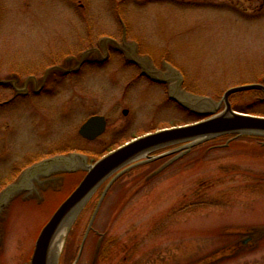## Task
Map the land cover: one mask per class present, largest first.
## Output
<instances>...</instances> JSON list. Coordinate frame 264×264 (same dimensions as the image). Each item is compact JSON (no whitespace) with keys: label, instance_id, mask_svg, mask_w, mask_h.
<instances>
[{"label":"rangeland","instance_id":"1","mask_svg":"<svg viewBox=\"0 0 264 264\" xmlns=\"http://www.w3.org/2000/svg\"><path fill=\"white\" fill-rule=\"evenodd\" d=\"M106 38L136 45L159 70L171 65L186 92L216 103L230 88L264 84V0H0V81L41 83L66 58L91 48L104 55ZM109 60L60 82L52 74L47 92L30 100L0 87V192L44 159L75 153L95 162L200 120L170 104L168 88L135 80L123 53ZM263 98L247 91L230 102L260 115ZM97 115L106 132L83 139L79 129ZM176 156L161 166L144 157L105 181L66 230L55 264H264V142L220 138L162 169ZM84 174H55L0 212V264L30 263L41 229Z\"/></svg>","mask_w":264,"mask_h":264},{"label":"water","instance_id":"2","mask_svg":"<svg viewBox=\"0 0 264 264\" xmlns=\"http://www.w3.org/2000/svg\"><path fill=\"white\" fill-rule=\"evenodd\" d=\"M100 45L106 47L104 55L95 54L97 49L91 48L83 52L78 59L70 57L66 59L68 68L55 67L47 71L43 82L50 72H59L61 75L70 74L79 70L87 61H104L108 59V48H112L124 54L125 60L136 64L141 69V74L154 82L168 85V97L175 100L182 108L200 117L190 125L163 129L155 133L136 138L133 141L108 153L95 162H89L82 154L70 153L67 155L54 156L33 164L24 170L16 181L8 185L0 192V212L8 207L11 202L26 190H33L34 185L42 186L53 175L59 173H75L84 171V177L53 213L48 222L41 229L32 252L29 264H55L57 261V249L63 235L71 226L73 220L93 197L97 189L108 179L114 176L111 185L118 176L126 173L134 166L142 164L138 160L146 157L148 160L177 153L164 169L174 161L188 154L191 149L205 143L228 137L230 140L242 137H256L264 139V117L242 114L232 109L230 98L236 93L247 91H261L264 86L260 84L244 85L230 88L221 100L216 103L210 98L195 96L182 88L183 78L171 65L163 63V70L157 69L150 59L138 53V47L127 50V43H117L111 38L101 39ZM98 58V59H97ZM70 65V66H69ZM48 80V79H47ZM29 81V80H28ZM27 81V82H28ZM9 81H0V85ZM127 114V111H124ZM106 121L104 117L94 116L89 118L79 129V135L86 140L93 141L105 132ZM177 146V149L167 154H162L153 159L151 154L162 149ZM247 240L240 243L241 246Z\"/></svg>","mask_w":264,"mask_h":264},{"label":"flooded vegetation","instance_id":"3","mask_svg":"<svg viewBox=\"0 0 264 264\" xmlns=\"http://www.w3.org/2000/svg\"><path fill=\"white\" fill-rule=\"evenodd\" d=\"M108 56H109V58H110V56H111V53L114 51L115 52V50H113L112 48H108ZM118 53V52H117ZM109 58L107 59V60H104V61H100V60H97V61H87V62H85L80 68H79V70H77V71H75V72H72V73H70V74H64V75H61L59 72H54L55 73V75L52 77V78H55L56 80V82H60L62 79H64L65 77H71V76H77L78 74H80L81 72H83L87 67H89V66H91V67H94V66H96L97 67V70L98 69H101L102 67H103V65H105V64H107L110 60H109ZM67 59V58H66ZM66 59H64V61L62 62V65H63V67H65V65H66ZM98 59V58H97ZM126 64L127 65H129L132 69L134 68V70L138 73V75H137V77L135 78V80H138V81H142V82H146L148 85H153V86H160V87H162V88H164V89H166L167 90V88H168V85L167 84H163V83H159V82H154V81H152V80H150L148 77H146V76H144V75H142L141 74V69L136 65V64H133V63H131V62H126ZM62 65H53V66H50V67H48L46 70H45V72H44V77L46 76V74H47V71L49 70V69H51V68H55V67H62ZM157 68V67H156ZM52 72H50L49 74H48V76H47V79H49L51 76H52V74H51ZM53 73V74H54ZM36 77L35 76H30L29 77V81L27 82L26 81V85L24 86V87H16V86H13V84H10V85H8V84H2V85H0V87H7V88H10L12 91H14V95L12 96V98L11 99H13V100H15V99H31L30 97H32V99L33 98H36V97H39V96H41V95H43V94H45L46 92H47V86H48V83L50 82L49 80H45V83L44 84H41V83H39V82H37L36 81V79H35ZM51 78V79H52ZM50 79V80H51ZM31 82V84H29ZM47 82V83H46ZM27 85H29V86H27ZM31 85V86H30ZM261 85L262 86H264V84H262L261 83ZM17 86H18V84H17ZM19 86H20V84H19ZM20 88H22V89H20ZM167 92V91H166ZM258 92H260L263 96H264V93L263 92H261V91H258ZM28 100V101H29ZM167 100H168V102L170 103V104H172V105H174L175 107H177L178 109H181V110H185V111H187L186 109H184V108H182L175 100H173V99H170L169 97H168V95H167ZM263 100H264V98H263ZM4 105V103L2 104V106ZM97 116H99V115H97ZM91 117H94V116H91ZM91 117H89V118H91ZM88 118V119H89ZM105 118V117H104ZM87 119V120H88ZM86 120V121H87ZM85 121V122H86ZM105 121H106V128H105V132H106V129H107V125H108V120H107V118H105ZM104 132V133H105ZM103 135H101V136H99L97 139H95V140H93V142L94 141H96V140H99L101 137H102ZM86 140V139H85ZM89 141V140H88ZM168 158H170V156L169 157H167V158H162V159H160V160H158V161H155L156 163H158V164H160V163H165L166 161H167V159ZM162 163V164H163ZM162 164H160L159 166H161ZM157 168L156 167H154V170L153 171H155ZM152 171V172H153Z\"/></svg>","mask_w":264,"mask_h":264},{"label":"trees","instance_id":"4","mask_svg":"<svg viewBox=\"0 0 264 264\" xmlns=\"http://www.w3.org/2000/svg\"><path fill=\"white\" fill-rule=\"evenodd\" d=\"M232 108H233L234 111H236L238 113L252 115V116H258V117H264V114L256 115V113H254L251 110H248V109H242V110H240V109H237L234 105L232 106ZM225 139H229V138H225ZM243 139L258 140V141L264 142V139L263 138H256V137H242V138H238V139H234V140H243ZM217 140H213L211 142H215ZM208 143H210V142H208ZM205 144H207V143H205Z\"/></svg>","mask_w":264,"mask_h":264}]
</instances>
